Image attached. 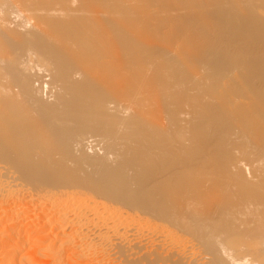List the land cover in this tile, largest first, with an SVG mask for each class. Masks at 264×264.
Listing matches in <instances>:
<instances>
[{
  "label": "bare ground",
  "instance_id": "1",
  "mask_svg": "<svg viewBox=\"0 0 264 264\" xmlns=\"http://www.w3.org/2000/svg\"><path fill=\"white\" fill-rule=\"evenodd\" d=\"M0 264H264V0H0Z\"/></svg>",
  "mask_w": 264,
  "mask_h": 264
},
{
  "label": "rangeland",
  "instance_id": "2",
  "mask_svg": "<svg viewBox=\"0 0 264 264\" xmlns=\"http://www.w3.org/2000/svg\"><path fill=\"white\" fill-rule=\"evenodd\" d=\"M99 149V148H98ZM99 152H100V150H99Z\"/></svg>",
  "mask_w": 264,
  "mask_h": 264
}]
</instances>
